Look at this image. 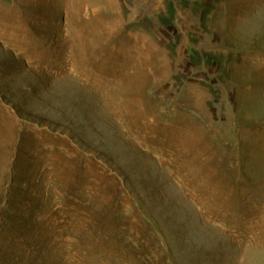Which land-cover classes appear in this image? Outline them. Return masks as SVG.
<instances>
[{
    "label": "rangeland",
    "instance_id": "1",
    "mask_svg": "<svg viewBox=\"0 0 264 264\" xmlns=\"http://www.w3.org/2000/svg\"><path fill=\"white\" fill-rule=\"evenodd\" d=\"M0 264H264V0H0Z\"/></svg>",
    "mask_w": 264,
    "mask_h": 264
}]
</instances>
